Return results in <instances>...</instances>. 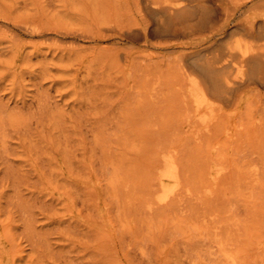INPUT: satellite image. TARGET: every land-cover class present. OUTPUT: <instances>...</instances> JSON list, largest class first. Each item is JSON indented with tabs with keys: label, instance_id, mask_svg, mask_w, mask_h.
<instances>
[{
	"label": "rangeland",
	"instance_id": "374dc122",
	"mask_svg": "<svg viewBox=\"0 0 264 264\" xmlns=\"http://www.w3.org/2000/svg\"><path fill=\"white\" fill-rule=\"evenodd\" d=\"M213 3L0 0V264H264V0Z\"/></svg>",
	"mask_w": 264,
	"mask_h": 264
},
{
	"label": "bare ground",
	"instance_id": "6f19581e",
	"mask_svg": "<svg viewBox=\"0 0 264 264\" xmlns=\"http://www.w3.org/2000/svg\"><path fill=\"white\" fill-rule=\"evenodd\" d=\"M188 1V3H192V4H194L195 6H200L203 10H204V16H203V18H202V24H200V26H203V27H208L210 24H211V22L214 20V16L212 17L211 15H208L207 13H209L210 11V9H212V6L214 5L215 6V4L213 3V0H187ZM212 3V4H211ZM212 5V6H211ZM197 8H199V7H197ZM201 15V14H200ZM211 26H212V24H211ZM200 28V27H199ZM186 29V28H185ZM230 37V36H229ZM247 47V46H246ZM264 48V47H263ZM262 48V49H263ZM227 54H225L227 57H225V58H229V57H231V56H233L234 55V53L235 52H233V49L231 50V49H229L227 52H226ZM247 53H248V51L246 50V49H240L239 48V54H240V59H239V61H237V62H235V65L233 66V64L231 63V60H227V59H225V62L222 64V66H229L230 65V67L234 70H236V73H235V75H233V76H231L230 75V73H227V74H225V76H224V81H225V83H226V85H228V86H230L229 84H232V83H234L235 82V80L237 79V78H239V74L242 72V69H243V66H244V64H245V62L247 61V60H249V59H247ZM255 53V52H254ZM251 54V53H250ZM258 54H263V56H264V50H261V51H258ZM235 56V55H234ZM233 56V57H234ZM232 57V58H233ZM232 64V65H231ZM244 74V73H243ZM195 82V81H194ZM199 89V88H198ZM203 94V93H202ZM202 97V98H201ZM200 98H201V100H205L206 101V99H207V97H206V95L205 94H203L202 96H201ZM196 98V97H195ZM211 100V99H210ZM170 160V159H169ZM168 159L166 160V163H165V171H164V174L165 175H168V176H170V177H172L174 180H177L176 178H174V174H175V172H174V170H173V165H172V161H169ZM174 161V160H173ZM176 164V163H175ZM218 169V168H217ZM178 171V170H177ZM175 177H176V174H175ZM215 178V177H214ZM176 184L174 183V186H175ZM173 190H175L174 189V187L172 186V187H166L165 186V184L162 182V187H161V189H160V197L161 198H165V197H167V196H169V194L173 191ZM235 260V259H234Z\"/></svg>",
	"mask_w": 264,
	"mask_h": 264
}]
</instances>
